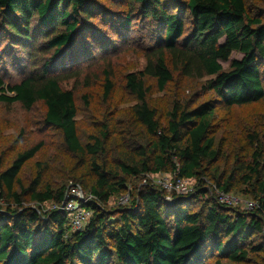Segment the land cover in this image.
Wrapping results in <instances>:
<instances>
[{"label": "trees", "instance_id": "16d2710c", "mask_svg": "<svg viewBox=\"0 0 264 264\" xmlns=\"http://www.w3.org/2000/svg\"><path fill=\"white\" fill-rule=\"evenodd\" d=\"M133 1L150 20L146 29L153 41L144 69L126 75L136 103L124 114L123 129L107 115L98 134L83 142L75 93L63 86L64 78L109 45L104 30L91 22L95 11L113 22L116 16L100 0H0V102L27 110L45 105V123L60 131L83 168L71 184L94 196L86 204L90 221L72 231L63 208L69 185L39 188L41 171L28 186L19 183L42 142L19 152L6 168L0 163V264H264V147L257 133L250 134V161L237 162L227 174L218 164L223 146L215 134L219 106L264 99V20L249 14L246 0H187L189 25L181 11L171 10L172 0ZM121 12L116 28L118 40H125L134 10ZM234 52L242 57L231 59ZM9 66L31 71L7 83L2 73ZM175 72L210 78L199 94L175 98L163 120L149 102L146 79L164 91ZM104 76L109 96L110 68ZM209 91L216 97L200 101ZM240 172L257 201L252 210L220 202L208 185L212 180L216 191L230 193L239 187ZM163 173L196 184L169 201L161 186L147 181L129 203L110 205L131 178ZM46 202H52L48 210L41 207Z\"/></svg>", "mask_w": 264, "mask_h": 264}, {"label": "rangeland", "instance_id": "374dc122", "mask_svg": "<svg viewBox=\"0 0 264 264\" xmlns=\"http://www.w3.org/2000/svg\"><path fill=\"white\" fill-rule=\"evenodd\" d=\"M100 1L108 7L107 13L116 16L117 22L121 11L132 8L134 14L132 25L126 34L128 39L118 40L117 22L110 21L111 18L105 13L95 11L91 22L96 25L97 29L104 30L109 45L95 50L90 59L72 69L68 77L64 78L63 86L72 89L75 93L78 110L77 129L83 142L89 141L92 135L98 134L107 115L112 116V122L117 127L121 129L125 127L124 114L131 105L136 103L135 96L126 87V75L144 69L147 57L152 54L153 50L152 37L146 29V26L150 27L148 22L150 20L140 14L139 4L133 0ZM246 3L249 14L264 20V0H246ZM170 4L173 12L181 11L184 14L186 24L189 25L187 0H172ZM109 38L114 39L115 42L110 43ZM2 47L3 44L0 45V50ZM241 57L242 54L238 52L231 55V59ZM229 64V61L222 62L226 70L229 69ZM106 68L112 71L113 90L109 96L105 95L104 70ZM30 71V67L18 69L9 66L2 74L7 83H16ZM209 78L210 76L183 77L179 72H175L174 80L164 91L158 89L154 79L147 78V85L150 87L149 102L156 107L164 120V111L172 106L175 98H189L193 93L199 94L202 85ZM215 97L216 94L209 91L201 96L200 101ZM45 113L46 106L42 102H38L30 110L25 109L18 102L12 104L0 102V163L3 168H6L19 152L42 142L40 151L23 166L19 175V183L28 186L41 171L44 177L39 188L48 185L52 189H59L70 185L74 177L83 171V168L78 165L75 157L66 147L60 131L45 123ZM253 133L258 134L260 145L264 147V99L250 104L234 105L231 108L219 106L216 109L215 134L217 143L221 142L223 146L222 158L218 163L221 171L228 174L237 162L250 161L249 154L255 146L251 145L248 136ZM166 175L170 174H161V176ZM240 176H242L241 172L236 174V179L240 181V184L230 192V196L238 201L234 207L244 209L246 201L252 199L247 193L249 187L243 184ZM209 182L208 185H211L218 194L214 181ZM142 183L144 179L141 177L131 178L127 191L112 197L110 205L119 204L123 196H132ZM195 184L196 181L193 186ZM16 188L19 189L18 183ZM31 205L35 206L34 203ZM41 207L48 210L52 207V202H46ZM197 207L198 205L195 206ZM207 264H213V262L210 261Z\"/></svg>", "mask_w": 264, "mask_h": 264}, {"label": "built area", "instance_id": "2783aa9c", "mask_svg": "<svg viewBox=\"0 0 264 264\" xmlns=\"http://www.w3.org/2000/svg\"><path fill=\"white\" fill-rule=\"evenodd\" d=\"M152 184L161 186L167 193L166 199L172 201L174 195H186L193 190V183L196 181L194 178H182L174 174L161 176V174L147 175L146 180ZM229 194V196L227 195ZM94 199L91 193H87L83 190L80 184H70L67 190V198L64 202L63 208L70 217L71 224L70 229L72 231H79L90 221L93 211L87 208L86 204ZM218 199L220 202L234 206L238 202L235 198L230 196V193L218 191ZM130 196L126 195L119 200L120 205L129 203ZM256 200H248L245 203L246 210H252L256 207Z\"/></svg>", "mask_w": 264, "mask_h": 264}]
</instances>
